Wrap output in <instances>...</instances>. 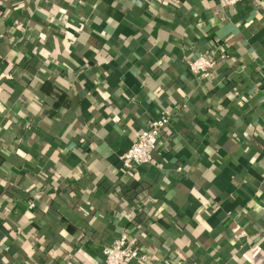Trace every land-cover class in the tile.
<instances>
[{
    "label": "crops",
    "instance_id": "crops-1",
    "mask_svg": "<svg viewBox=\"0 0 264 264\" xmlns=\"http://www.w3.org/2000/svg\"><path fill=\"white\" fill-rule=\"evenodd\" d=\"M122 233L147 264H264V0H0V264H101Z\"/></svg>",
    "mask_w": 264,
    "mask_h": 264
},
{
    "label": "built area",
    "instance_id": "built-area-1",
    "mask_svg": "<svg viewBox=\"0 0 264 264\" xmlns=\"http://www.w3.org/2000/svg\"><path fill=\"white\" fill-rule=\"evenodd\" d=\"M221 9L234 7L242 0H215ZM220 58L223 53L220 50ZM186 69L193 76L210 74L215 68V59L206 55H199L186 61ZM168 125L166 117L150 119L145 127L135 136L129 147L121 153L119 161L124 170L134 169L138 166H152V151L157 143L161 131ZM32 205L30 204V207ZM101 264H121L124 261H134L147 264V255L139 252L127 239L120 234L110 245H102L99 249Z\"/></svg>",
    "mask_w": 264,
    "mask_h": 264
}]
</instances>
